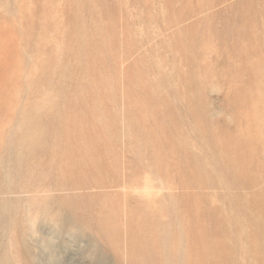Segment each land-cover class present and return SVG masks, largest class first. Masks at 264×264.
Returning <instances> with one entry per match:
<instances>
[{
  "label": "rangeland",
  "instance_id": "rangeland-1",
  "mask_svg": "<svg viewBox=\"0 0 264 264\" xmlns=\"http://www.w3.org/2000/svg\"><path fill=\"white\" fill-rule=\"evenodd\" d=\"M0 264H264V0H0Z\"/></svg>",
  "mask_w": 264,
  "mask_h": 264
}]
</instances>
